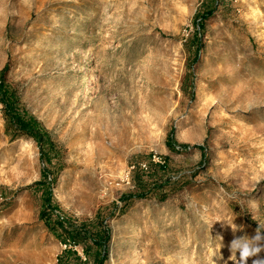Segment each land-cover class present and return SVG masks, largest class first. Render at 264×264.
I'll return each mask as SVG.
<instances>
[{
  "label": "rangeland",
  "instance_id": "1",
  "mask_svg": "<svg viewBox=\"0 0 264 264\" xmlns=\"http://www.w3.org/2000/svg\"><path fill=\"white\" fill-rule=\"evenodd\" d=\"M5 65L0 264H264V0H0Z\"/></svg>",
  "mask_w": 264,
  "mask_h": 264
},
{
  "label": "trees",
  "instance_id": "2",
  "mask_svg": "<svg viewBox=\"0 0 264 264\" xmlns=\"http://www.w3.org/2000/svg\"><path fill=\"white\" fill-rule=\"evenodd\" d=\"M7 69L5 65L0 70V102L3 105L4 116L8 119L11 125L14 126L16 130L28 135L37 144L40 154L43 155L45 145H49V141L46 140V131L41 127L40 122L28 113L20 110L18 107L14 106V101L12 100L8 90L5 88L4 83V73ZM159 168H160V164ZM42 182H34L31 187L39 186ZM51 193L46 194L42 198V209L39 215L42 219H45L46 210L50 209L52 201ZM46 225H50L48 220H45ZM70 237H72L74 244H78L79 241L86 242L90 240V245L96 247L95 251V262L96 264H104L105 254L107 253V243L110 239L109 229L104 226L102 229L91 232L87 227L80 226L72 229L71 232H65ZM86 247V246H85ZM58 264H79L82 260L80 255L73 248H66L58 256Z\"/></svg>",
  "mask_w": 264,
  "mask_h": 264
},
{
  "label": "clouds",
  "instance_id": "3",
  "mask_svg": "<svg viewBox=\"0 0 264 264\" xmlns=\"http://www.w3.org/2000/svg\"><path fill=\"white\" fill-rule=\"evenodd\" d=\"M256 238L259 239V237H256ZM259 251H260L259 248L250 249L247 245H245L244 247L240 249L241 260H246L248 257L255 255ZM253 264H258V262L254 261Z\"/></svg>",
  "mask_w": 264,
  "mask_h": 264
},
{
  "label": "bare ground",
  "instance_id": "4",
  "mask_svg": "<svg viewBox=\"0 0 264 264\" xmlns=\"http://www.w3.org/2000/svg\"><path fill=\"white\" fill-rule=\"evenodd\" d=\"M26 144V143H25Z\"/></svg>",
  "mask_w": 264,
  "mask_h": 264
}]
</instances>
